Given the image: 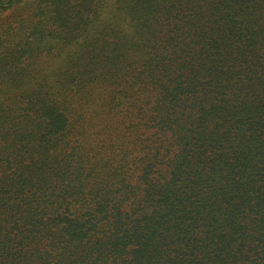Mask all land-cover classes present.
<instances>
[{
    "label": "trees",
    "instance_id": "trees-1",
    "mask_svg": "<svg viewBox=\"0 0 264 264\" xmlns=\"http://www.w3.org/2000/svg\"><path fill=\"white\" fill-rule=\"evenodd\" d=\"M0 264H264V0H0Z\"/></svg>",
    "mask_w": 264,
    "mask_h": 264
}]
</instances>
